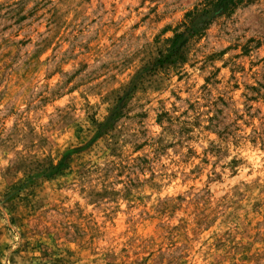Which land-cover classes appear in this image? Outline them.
I'll list each match as a JSON object with an SVG mask.
<instances>
[{
	"label": "rangeland",
	"instance_id": "obj_1",
	"mask_svg": "<svg viewBox=\"0 0 264 264\" xmlns=\"http://www.w3.org/2000/svg\"><path fill=\"white\" fill-rule=\"evenodd\" d=\"M232 1L0 0V264H264V0Z\"/></svg>",
	"mask_w": 264,
	"mask_h": 264
},
{
	"label": "trees",
	"instance_id": "obj_2",
	"mask_svg": "<svg viewBox=\"0 0 264 264\" xmlns=\"http://www.w3.org/2000/svg\"><path fill=\"white\" fill-rule=\"evenodd\" d=\"M229 2H233L232 0H217V2L213 5L214 8L220 12L223 11V8L221 9V7H225L226 5H228ZM213 13L212 9H206V10H202L200 13L199 11H196L193 15L190 16L189 22L187 23V27H185L186 29L188 28V31H191L192 27L196 28L194 25L197 23V21H199L202 17H205L206 15ZM190 24V25H189ZM180 34L175 35V37L172 40V44H174L176 42V40L178 38H180Z\"/></svg>",
	"mask_w": 264,
	"mask_h": 264
}]
</instances>
